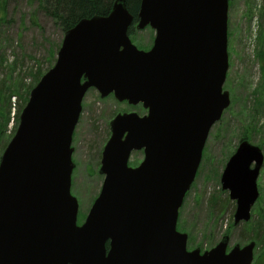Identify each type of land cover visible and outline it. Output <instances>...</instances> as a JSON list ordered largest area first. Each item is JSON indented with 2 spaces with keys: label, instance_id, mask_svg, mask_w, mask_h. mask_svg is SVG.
I'll return each mask as SVG.
<instances>
[{
  "label": "water",
  "instance_id": "water-1",
  "mask_svg": "<svg viewBox=\"0 0 264 264\" xmlns=\"http://www.w3.org/2000/svg\"><path fill=\"white\" fill-rule=\"evenodd\" d=\"M137 29L155 44L131 41L125 0L107 16L65 31L58 58L31 90L0 160V264H253L256 243L188 250L179 210L196 180L213 126L231 104L229 0H142ZM149 110L118 114L102 154L99 197L82 225L72 194L73 135L89 88ZM145 148L138 167L134 150ZM261 148L242 140L222 173L247 222L260 195ZM255 164V165H254Z\"/></svg>",
  "mask_w": 264,
  "mask_h": 264
},
{
  "label": "rangeland",
  "instance_id": "rangeland-1",
  "mask_svg": "<svg viewBox=\"0 0 264 264\" xmlns=\"http://www.w3.org/2000/svg\"><path fill=\"white\" fill-rule=\"evenodd\" d=\"M229 2L230 67L224 89L231 95V104L211 129L201 167L180 209L177 225L188 235L190 250H211L225 236L229 237V250L236 244L244 246L255 241L254 264H264V238L257 236L264 234V165L258 178L260 195L247 223H234L237 202L230 199L229 190L223 189L221 177L242 139L264 152V80L257 57L264 47V0ZM39 5V0H5L0 5V160L18 129L30 90L56 63L65 35ZM154 35L149 27L135 29L131 40L145 50L153 45ZM83 101L72 144V194L80 206L79 224L85 221L104 183L99 169L104 146L111 137L113 117L125 112L146 113L141 105L120 102L113 95L102 98L94 88ZM130 158V165L138 166L144 159L143 152L134 151Z\"/></svg>",
  "mask_w": 264,
  "mask_h": 264
},
{
  "label": "trees",
  "instance_id": "trees-1",
  "mask_svg": "<svg viewBox=\"0 0 264 264\" xmlns=\"http://www.w3.org/2000/svg\"><path fill=\"white\" fill-rule=\"evenodd\" d=\"M39 9L43 10L46 15L52 17L56 24L61 28L62 32H65L74 27L81 19L90 18L97 15L107 16L113 9V5L117 0H39ZM126 6L131 14H133L135 20L134 24L138 22V12L140 10V4L142 0H125ZM5 3V0H0V5ZM4 10V8H3ZM264 12V10H263ZM135 26L129 28L130 35H133ZM258 59L261 62L263 70L264 80V47L257 54ZM29 99V98H28ZM26 99V102L28 101ZM259 210H256V213ZM264 220V212L261 214ZM247 223V222H246ZM263 233V231L261 230ZM264 234L258 233V238ZM264 245V242H263ZM264 255V246H263Z\"/></svg>",
  "mask_w": 264,
  "mask_h": 264
},
{
  "label": "flooded vegetation",
  "instance_id": "flooded-vegetation-1",
  "mask_svg": "<svg viewBox=\"0 0 264 264\" xmlns=\"http://www.w3.org/2000/svg\"><path fill=\"white\" fill-rule=\"evenodd\" d=\"M136 25H137V23H135V24L133 23V26L136 27ZM148 27H149L150 29H152L150 26H148ZM152 30L154 31V34H155V35H154V38H153V45H154V42H155L154 39H155V36H156V31H155L154 29H152ZM153 45H152L149 49H151V48L153 47ZM149 49H146V50H149ZM139 105H141V106L143 107L142 104H139ZM143 110H144L146 113L143 114V115L139 114L140 116H145V115H147L148 112H149V110L144 109V107H143ZM141 151L143 152V157H144V159H145V158H146V157H145V148L141 149ZM144 159H143V160H144ZM143 160H142V161H143ZM142 161H141V162H142ZM141 162H140V163H141ZM140 163H139V164H140ZM133 167H135V166H133Z\"/></svg>",
  "mask_w": 264,
  "mask_h": 264
}]
</instances>
